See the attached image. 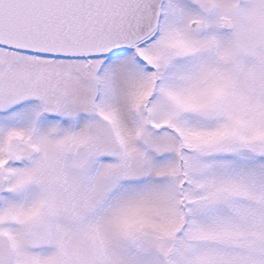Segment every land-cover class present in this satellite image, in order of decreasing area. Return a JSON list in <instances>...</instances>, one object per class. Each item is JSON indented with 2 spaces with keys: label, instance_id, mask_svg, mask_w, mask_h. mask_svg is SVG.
I'll use <instances>...</instances> for the list:
<instances>
[{
  "label": "snow or ice",
  "instance_id": "obj_1",
  "mask_svg": "<svg viewBox=\"0 0 264 264\" xmlns=\"http://www.w3.org/2000/svg\"><path fill=\"white\" fill-rule=\"evenodd\" d=\"M0 264H264V0H0Z\"/></svg>",
  "mask_w": 264,
  "mask_h": 264
}]
</instances>
